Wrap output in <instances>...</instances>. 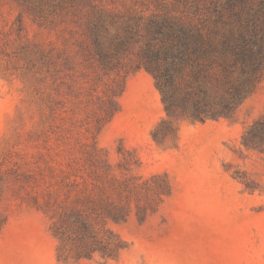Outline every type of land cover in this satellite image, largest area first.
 Listing matches in <instances>:
<instances>
[{
    "label": "rangeland",
    "instance_id": "374dc122",
    "mask_svg": "<svg viewBox=\"0 0 264 264\" xmlns=\"http://www.w3.org/2000/svg\"><path fill=\"white\" fill-rule=\"evenodd\" d=\"M19 14L0 0V264H264V151L243 144L264 116V81L234 115L180 120L166 132L161 93L134 57L106 73L78 53L72 24L25 16L19 35ZM94 142L107 154L92 153ZM89 154L127 161L128 176L166 175L171 193L144 221L133 213L109 224L127 245L117 260L64 263L35 199L43 202Z\"/></svg>",
    "mask_w": 264,
    "mask_h": 264
},
{
    "label": "trees",
    "instance_id": "16d2710c",
    "mask_svg": "<svg viewBox=\"0 0 264 264\" xmlns=\"http://www.w3.org/2000/svg\"><path fill=\"white\" fill-rule=\"evenodd\" d=\"M12 1L20 9L19 35L26 31L25 16L40 25L60 21L73 25L84 60L106 73L120 71L134 57L133 66L148 71L161 93L166 132L174 133L180 120L234 115L264 81V0H117L123 6L117 11L104 4L116 0ZM117 111L110 109L102 120L109 122ZM243 144L264 151V116L247 130ZM101 152L107 154L94 142L92 153ZM119 152L136 158L123 146ZM131 171L127 161L113 165L89 154L43 202L35 199L51 219L60 262L117 260L127 245L109 224L133 213L144 221L158 211L171 193L168 177L145 180L128 176ZM2 177L0 167V185Z\"/></svg>",
    "mask_w": 264,
    "mask_h": 264
}]
</instances>
